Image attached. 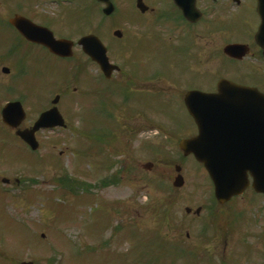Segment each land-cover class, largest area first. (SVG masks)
Returning a JSON list of instances; mask_svg holds the SVG:
<instances>
[{"label":"rangeland","instance_id":"1","mask_svg":"<svg viewBox=\"0 0 264 264\" xmlns=\"http://www.w3.org/2000/svg\"><path fill=\"white\" fill-rule=\"evenodd\" d=\"M116 2L118 11L110 18L100 19L101 9L98 13L94 0L60 2L57 4L58 13L55 7L49 6L48 11L53 12L55 18L58 14L56 28H71V32H66L75 37L86 29L97 33L100 28L99 37L104 44L110 45L111 61L122 64L123 72L130 73L126 63L132 60L137 77L141 80L149 78L152 85L167 79L165 86L168 84L173 91L182 92L174 81L182 78L183 71H188L182 79L187 87L199 84L198 80L204 82L214 78L210 72L188 68L189 35L181 33L180 37L178 33L162 32V28H168V25L156 18L148 20L140 15L133 8V0ZM147 2H157L163 10L170 9L169 0ZM229 4L222 1V7ZM212 7L218 9L213 11V16L211 14L205 19L204 24L210 25L209 17L215 18L221 12L219 5ZM254 7V0H245L237 8L234 23H228L229 28H237L232 32V39L242 38L246 31L256 28L258 18ZM2 9L0 4V12ZM115 28L123 32V43L111 37V29ZM134 28H141L139 37L133 36L136 34ZM222 30H219L220 37ZM173 34L179 38L174 39ZM207 41L210 42L209 36L202 33V46L205 47ZM224 60L219 58L216 69V61L212 64L203 58L202 68L209 69L212 65L217 74L221 75V69L227 73L224 76L233 79L251 70L245 64L229 60L225 63ZM92 69L91 73L95 76ZM128 79L125 74L113 77L114 81L122 83ZM89 80L94 89L100 91L98 83ZM30 88L35 90V85H30ZM50 89L45 84L42 86L43 103ZM138 94L146 96V101L137 105L145 113L138 112L130 103L120 104L117 100L120 98L115 96L110 111L116 123L107 125L104 124L107 117L104 120L96 115L95 97L89 96L82 115L78 113V119H70L74 129L41 134L35 153L0 125V264H20L22 261L49 264L48 260L50 264H209L207 257L198 252L194 241L180 242L176 239L185 238L186 228L190 225L195 227L191 236L198 237V217L186 215L184 209H196L198 194L209 191L210 180L201 165L192 158H188L187 162L178 160L175 157L177 145L172 142L166 147V151L170 149L173 152L172 155L165 148L159 156L147 154L146 146L157 138L153 137L156 135L155 127H148L159 122L158 112L154 109L160 100H156V94ZM5 96V92L0 90V102ZM78 99L77 95H73L71 101H74V108L81 111L83 107ZM170 105L171 102L167 108ZM30 111L33 116L36 115L35 111ZM174 114L178 123L186 121L181 109ZM86 124L94 125L88 127L90 132L96 131L90 137L80 135V130L86 131ZM106 129L116 136L111 134L104 138ZM92 136L101 138L93 141ZM54 140L58 143L55 144ZM60 150H64L61 155ZM156 151H160L159 147ZM149 161L155 166L146 172L141 166ZM175 164L184 166L181 167V174L184 173L185 182L180 189L172 186L176 175ZM116 173H119L116 175L119 180L114 185L103 187L98 184L101 179L113 178ZM67 174L76 182L72 185L71 194L58 188L53 179L57 177V183L64 184ZM3 177L12 182L14 177H26L33 182L5 186L1 183ZM82 181L91 185L88 192L80 186ZM249 193L256 200V206L251 211L247 209L250 203H255L253 199L245 197L238 203L243 208V214L249 213L244 217L246 221L259 218L258 223L253 225V232L261 233L264 230V199ZM253 254L255 252L250 256V264L264 262L263 255Z\"/></svg>","mask_w":264,"mask_h":264},{"label":"flooded vegetation","instance_id":"2","mask_svg":"<svg viewBox=\"0 0 264 264\" xmlns=\"http://www.w3.org/2000/svg\"><path fill=\"white\" fill-rule=\"evenodd\" d=\"M59 1L64 2V0H0V4L3 7L0 12V66L8 69L7 72H3V70H1L2 72L0 71V88L3 89L6 94L0 104L2 101H5V104L19 102L26 111L25 120L19 123L18 129H10L5 126L13 135H16L17 130L32 128L35 120H33V113H31L30 109L33 111L39 110V113H42L52 107L50 104L47 105L43 103L42 86L44 84L52 89L55 85V81H60L59 83L62 88L59 93H55V96L59 97L58 104L60 106L62 105V101H65L66 95L70 94L67 87L70 83L72 85L74 84L72 93H77V86L80 87L82 85L85 107L86 101L89 96L91 97L90 89L92 85L89 80L91 79V74L89 72L90 61L86 60L81 62L80 59H77L75 62H72L71 60H74V58H60L52 54L42 43L36 41L47 39L49 37L48 33L50 32L56 39L62 37L71 39L67 35L60 34V31L64 29L61 30L60 28H56L55 16L53 12L48 11L49 6L56 8L55 4H58ZM211 1L212 0H196V7L204 14L203 6L208 8ZM226 2L231 3V7L221 10L219 16L216 18L217 23L211 26H205V28L211 29L209 35L210 42L207 41L205 47L200 43L203 26L198 25V21L194 24L185 21V23L182 24V14L179 11L181 15L180 18L179 14L172 8V4H170V9H166L164 12L165 25H168V28H164V30L169 34L172 32L178 33L180 37L181 33H186V35L191 37L189 48L190 58H188V60H192L191 62L194 63L195 70L201 72L203 58H205L206 62H211L217 58L219 50L218 43L225 42V45L234 43L245 46V55L239 58L228 56L225 58L229 61L245 64L249 66L251 70L247 71L246 75L239 72L238 74H241L238 75L239 78L233 79V77L229 78L224 76L227 75L226 72L222 73L221 77H226L239 85L256 89L258 92L257 102L260 106L259 110L261 111L264 109V103H261L264 102V50L255 41V33L258 29L259 19L253 31L248 30L245 32L244 37L232 39V32L236 31L237 28H229L228 23H234V17H237V15L234 16V14L237 13V8L245 3V0H226ZM254 6L256 7V0H254ZM40 9L44 14L39 11ZM2 12L5 14H2ZM153 12L154 9L149 7V9L141 15L146 16L148 20H153L156 18L151 16ZM17 14L30 19L32 22L42 27L34 34L30 35V38L32 37L33 39H28L9 24H1L4 17L7 16L8 20ZM220 28L223 29L221 37L219 33ZM134 29L136 34L133 36L139 37L138 31L141 28ZM142 29L147 30V28ZM178 38L177 35H174V39ZM76 51L77 49L74 48L75 53ZM229 72H231V69ZM210 73L214 78L206 79L204 82L198 80L199 84L194 83L192 85L193 89L208 93L215 92L217 80L220 78V75L213 70L210 71ZM231 76L232 75H230V77ZM131 77L134 82L140 80L135 72L132 73ZM143 80L144 82L132 83L135 88L132 90L133 93L130 94V100L133 106L140 112H143L141 111L142 108H138L137 105L144 103L146 101V96L138 93L148 92L151 95L154 94V84L152 85L150 83L151 80L149 78H143ZM191 80L196 82L192 77ZM32 84L35 85V90L30 88ZM141 85L143 87L139 89L138 87ZM116 86H122V83L120 81L116 82ZM180 95H177L178 99L181 97ZM65 105L66 108L64 110L66 111L64 114H67L72 110L70 101ZM199 107L200 109L206 108L203 107V105H199ZM89 110H91V106ZM176 111H174V113ZM61 113L63 115V112ZM186 117L188 120L182 123H178L173 119L174 131L171 133L172 138L170 136H166V138L178 140L180 137L187 138L197 133L194 122L189 116ZM248 119L251 123L254 122L255 126L253 128H251L250 125L248 126L247 141L254 139L256 144L255 149L261 150L264 134L261 127V113H253L249 115ZM53 130L58 129L56 128ZM44 132L45 130L36 133V137L38 138L40 133ZM258 142L259 147H257ZM247 191L222 205L214 198L210 186L207 193L201 192V194H198V240H196L195 246H198V252L203 253L207 257L209 264H247L252 263L250 256L253 252H255L253 255H264V230L261 233L253 232V225L258 223L257 220L259 218L246 221L244 219L245 216H242L243 208L240 207L238 203L240 200L245 199L249 193ZM251 193L257 195L253 191ZM258 196L261 197L260 195ZM246 198L253 199V202H255L250 203L248 206L247 211H251L256 206V200L252 196H247ZM243 226L244 228H242ZM189 229H191V226ZM189 229H187L185 233L187 238H191L190 232H188Z\"/></svg>","mask_w":264,"mask_h":264},{"label":"water","instance_id":"3","mask_svg":"<svg viewBox=\"0 0 264 264\" xmlns=\"http://www.w3.org/2000/svg\"><path fill=\"white\" fill-rule=\"evenodd\" d=\"M104 4H106V8L103 12L106 15H109L113 11V6L109 0H98ZM141 1V0H139ZM175 3L180 7L184 16L190 20L195 21V17H197L194 0H174ZM258 8L257 12L261 18V25L259 32L256 36L257 41L260 45L264 44V0H257ZM141 9L143 6L139 5ZM200 17V13L198 12V19ZM11 24H13L16 28H19L23 33V28H36L31 22L28 20L16 16L14 19L10 20ZM115 35L120 36L119 32H115ZM261 41V42H260ZM83 50L88 53L93 60H95L104 71L106 75H109L116 67L111 66L108 63V59L106 57V50L100 43V41L95 36H86L83 37L79 41ZM262 43V44H261ZM53 52L58 53L59 55H71V43L66 40L54 41L53 39L45 43ZM233 47H229L227 50H233ZM221 85V84H220ZM221 92L224 94H228L229 90L234 92L237 97H243V100L248 97H252L253 95L245 88L237 87L229 82H222L220 86ZM197 92H190L186 95V105L191 113L194 116L196 121H198L197 111L195 110V97L197 96ZM245 101V100H244ZM17 111L15 105H7L3 110V121L9 125H14L12 122V116L14 112ZM22 112V111H21ZM58 114V112L50 111L44 113L40 116L39 120L36 123L34 129H38L39 127H53L55 125H61V122H53L49 123V119L52 115ZM208 127V124L205 123L202 126V132ZM21 137L27 141L33 148L36 147V144L33 143L32 133L31 136L26 134H20ZM180 148L185 152V154L192 153L196 160L204 163L206 169L208 170L211 179L215 186V193L220 202H224L233 195L241 194L244 189L248 185V173L253 177V187L256 191L264 193V161H257L253 159H248L245 156V152L241 149L237 151V149L228 150L226 155H219L217 158H210L208 154L204 151L198 152V137L192 138L189 140H182L180 142ZM220 149V146L217 148ZM183 185V180L181 177L175 178L174 186L181 187ZM189 211V209H187Z\"/></svg>","mask_w":264,"mask_h":264},{"label":"bare ground","instance_id":"4","mask_svg":"<svg viewBox=\"0 0 264 264\" xmlns=\"http://www.w3.org/2000/svg\"><path fill=\"white\" fill-rule=\"evenodd\" d=\"M231 97L232 95L231 94H227L223 97V99L225 101H229L231 100ZM233 107L237 110H240L241 107L243 106V104L241 102H238V101H231ZM223 114V110L220 111V115H221V120L225 123L224 125H219L218 126V129L220 132H225L226 130L230 129L233 125L235 126H238V128H240L241 130H243L244 132V136L247 135L248 133V126L250 125L251 128L252 127V124L250 122V120L248 119L249 115H251L252 113H247L246 115L244 116H235V117H223L222 116ZM250 123V124H249ZM237 151H240L241 149L245 152L246 150H250L252 151L253 150V154H252V158L253 160H257V161H264V152L263 153H258L256 151V149L253 147V145L250 144V141H242V142H239L237 144V147H236Z\"/></svg>","mask_w":264,"mask_h":264}]
</instances>
